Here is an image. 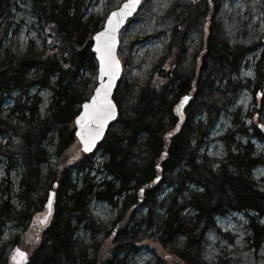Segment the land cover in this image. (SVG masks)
<instances>
[{
	"label": "trees",
	"instance_id": "16d2710c",
	"mask_svg": "<svg viewBox=\"0 0 264 264\" xmlns=\"http://www.w3.org/2000/svg\"><path fill=\"white\" fill-rule=\"evenodd\" d=\"M30 1L41 23L42 48L29 40L21 51L15 37L3 46L11 3L0 0V133L12 131L19 138L15 143L0 144V155L12 162L7 172L16 157L24 167L19 210L11 200L10 180L5 178L0 185V244L7 222L15 221L21 233L7 244L15 250L26 244L29 251L28 258L19 261L17 251L12 256L0 246V264H125V259H118L123 246L120 238L160 243L172 255L167 261L158 257V264H226L229 259L242 264L243 258L231 253L220 262L202 256L209 229L228 236L216 224V216L233 211L256 214L250 216L246 239L248 258L255 263L264 241L260 221L264 218V180L256 179L253 169L264 161L250 142L238 143L234 150L232 132L223 136L227 142L223 158L210 159L201 149L226 107L229 93H234L236 85L230 76L259 48L252 86L258 112L264 109V30L258 33L252 23L254 10L264 15V0H245L246 11L243 16L234 11L235 20L226 17V11L220 15L224 0H143L127 26L143 21L145 33L139 38L159 39L163 49L154 58L145 56L151 67L147 78H134L131 68L138 69L143 59L133 65L129 50L140 40L125 38L123 32L120 35L124 70L114 93L118 116L98 147L106 174L99 182L91 175L95 152L73 158L58 171L49 169L43 177L42 167L49 160L44 143L51 134L56 135L55 153L62 157L76 140L75 119L96 84L92 37L119 0H102L99 12L97 0ZM212 76L227 79L226 87L215 85ZM36 86L52 92L42 114L41 98L31 95ZM14 92L18 94L10 113H17V123L2 115L1 105ZM185 108L196 113L205 108L206 121H193ZM71 166L83 173L80 186L72 177ZM163 183L176 187L167 206L158 200ZM186 184L195 187L189 191ZM92 198L115 206L122 199L112 228L104 235L111 239L105 252L102 242L79 245L75 237L81 225L93 234L101 232L89 209ZM188 208L192 212L184 214ZM143 209L146 214L139 229L130 228V221Z\"/></svg>",
	"mask_w": 264,
	"mask_h": 264
},
{
	"label": "rangeland",
	"instance_id": "374dc122",
	"mask_svg": "<svg viewBox=\"0 0 264 264\" xmlns=\"http://www.w3.org/2000/svg\"><path fill=\"white\" fill-rule=\"evenodd\" d=\"M122 1L123 0H119L118 4ZM223 2V5L220 7V15L226 11L225 16L231 18V20L236 19V14H233L234 11H238V13L241 14L239 16H243L242 14L246 11L244 4L245 0H224ZM10 3V16L7 25L8 30L6 39L3 41V46H6L9 43L11 37H15L21 51H25L29 40H33L40 48H42L41 23L33 11L31 1L10 0ZM95 8L98 12L102 10V0L95 1ZM248 14L251 16L252 12ZM1 20L2 17H0V21ZM252 23L258 33L263 32L264 15L254 10ZM144 33V22L136 20L128 24L127 28L123 31V36L125 38L135 39L139 38V36ZM231 37H235V31L231 33ZM139 40V42L136 41L132 44L131 49L129 50V55L130 58L133 59V65L140 59H143V61L138 69L131 68L130 75L134 78H147V73L151 70V67L149 60L145 56H150L149 58L156 57V55L162 51L163 43L161 40L155 38H149L147 40H141V38H139ZM261 50L262 48H259L249 53L245 61L241 64L240 69L230 76L231 81L236 85L234 93H229L226 107L221 110L219 116L215 119L212 129L209 132V135L205 138L204 146L201 149V152L205 153L210 159L217 161L226 155L227 142L223 136L227 132H232L235 134L233 138L234 142L232 144L234 150H236L239 144L250 142L254 146L255 154L261 157L262 161H264V134H261L262 129H264V127H262L264 126V109L258 112L259 105L254 99L252 86V82L255 79L256 63L260 57ZM211 81H215V85H221L225 88L228 80L221 76H219V78L212 76ZM17 94V92H14L11 95V98L3 100L1 103L2 115L12 123L19 122L17 113L12 115L10 113V109L14 104L13 97L17 96ZM33 94H37L41 98L39 110L42 114L51 101L52 92L49 88L36 86L31 90V95ZM186 108L188 107L186 106ZM185 114L186 116L192 115L193 121L202 120L205 122L207 119V110L205 108H203L200 113L186 111ZM254 123L258 125L256 126L257 128ZM18 140V136L12 131L5 134L0 133V144L8 142L15 143ZM56 143L57 137L54 134H51L44 143L45 148L49 152V160L42 167L43 177H45L49 169L58 171L61 166L68 163V161H71L73 158H81L84 154L80 142L76 139L63 156L58 157L55 153ZM94 161L95 164L91 175L94 177V181L99 182L106 176L101 167L104 161V155L101 150L95 152ZM11 163L12 162L9 159L0 155V185L2 186V180L5 178L10 180L9 189L11 200L16 210H19L22 206L18 197L19 181L24 167L20 158L16 157L15 161H13V167L7 172ZM66 166L69 165L66 164ZM71 173L74 181L80 186L82 184L81 177L83 173L78 172L72 166ZM253 175L256 179L264 180V163L255 166L253 169ZM162 185L158 200L160 199V202L163 200L162 202L166 203L162 204V206H167L170 201L168 199H171L175 192L174 188L176 187L167 183H163ZM186 185L185 186L189 191L195 187L192 184ZM187 194V192H184V195L187 196ZM119 202V206H115L95 198L90 200L89 209L97 225H99L98 227H100L99 229H101V232L93 234L91 230L86 229V227L81 225L75 235L79 240V245H90L97 240L103 243L104 252L109 249L111 246V239L104 235L112 228V223L119 213L122 206V199ZM141 211H137L135 217L130 221V228L139 229L141 226L139 223L146 214V210L143 209ZM191 212L192 210L188 208L185 210L184 214ZM253 215L256 214L254 212L245 213L233 211L223 216H216V224L228 236H224L214 229H209L206 233L207 244L202 254L203 258L209 262H220L219 260H226L228 254L231 253V255H234V258L242 257V264H264V241L257 250L255 263L250 257L248 258L246 251L248 247L246 239L250 235V216ZM260 221L264 223V218H261ZM21 230V227L15 221L7 222L4 228V234L0 246L4 245L6 247V252L10 253L12 256L15 254L16 250L7 244V241L12 239L16 234L21 233ZM119 242H122L123 246L119 250L120 254L118 259H125V264H158V257H163L164 260L167 261L168 258H171L170 255H172L162 247L160 243L151 239L134 240L132 238H120ZM169 246L170 244L168 247ZM18 249L26 251L27 253L29 252L26 244H20ZM226 264H234V262L232 259H229L226 261Z\"/></svg>",
	"mask_w": 264,
	"mask_h": 264
},
{
	"label": "snow or ice",
	"instance_id": "6c2138e0",
	"mask_svg": "<svg viewBox=\"0 0 264 264\" xmlns=\"http://www.w3.org/2000/svg\"><path fill=\"white\" fill-rule=\"evenodd\" d=\"M134 3H138V0H129V3H126L124 8L127 9L130 7V4ZM118 14L119 13H112V16H117ZM111 22L112 20L110 17L109 23L111 24ZM96 39L98 41L96 51L100 54L102 62L101 73L114 76L118 62L115 61L111 54L113 38L109 36L107 31H105L97 33ZM110 87L111 82L102 87H98L96 89V95L92 97L91 101L86 102L83 105L85 111L76 118V123L82 129L77 132V136L80 137L84 146L83 150L86 152L89 151L95 141L100 138L106 122L113 118L115 106L112 104L111 100L108 99V91ZM187 99L188 97H184V101H187ZM169 135H171V133H169ZM157 179H159V177H157ZM141 191L143 192V189H141ZM16 251L21 258L26 257L24 252H21L19 249Z\"/></svg>",
	"mask_w": 264,
	"mask_h": 264
},
{
	"label": "water",
	"instance_id": "95a60500",
	"mask_svg": "<svg viewBox=\"0 0 264 264\" xmlns=\"http://www.w3.org/2000/svg\"><path fill=\"white\" fill-rule=\"evenodd\" d=\"M142 1L143 0H138V3L130 4V7L127 8V9L124 8V5L126 3H129V0L122 1L116 8H114L112 11H110V13L108 14L107 18L104 21L103 26L98 31H96L95 34L92 37L93 44H92L91 50H92V52H93V54L95 56V59H96L97 65H98V69H97V83H96V85L94 86V88L92 90L91 96L88 98V100H86L85 102L82 103V105L80 107V112L77 115V117L80 116L81 113H83L85 111L84 108H83V105L86 102L91 101L92 97L94 95H96V89L98 87H102L103 85L108 84L109 82H111V87H110V89L108 91V99L111 100L112 104L115 106V109H114L113 118L106 122V124L104 126V129H103L102 135L100 136L99 139H97L95 141V143L90 147V150L87 151V152L83 150V148H84L83 143L81 142L80 137L77 136V132L81 131L82 129L76 123V119H75L76 138L80 142L81 149L83 150V152L85 154L93 153V152H95L98 149V146L100 145L101 141L105 137V134H106L107 130L109 129L110 125L117 119L118 109H117V106H116V103L114 101L113 96H114V93L116 91V88H117V86L119 84V81H120L122 73H123V64H122V61H121V59L119 57L120 34H121L122 30L124 29V27L126 26L127 21L130 20L135 15V13L137 12V10L139 9V7L142 4ZM112 13H119V14L117 16H112ZM110 17H111V20H112L111 24L109 23V18ZM105 31H107L109 36L113 38L111 54H112V57H114L115 61L118 62L117 70L115 71L114 76H109V75H105V74L101 73V63L102 62H101L100 54L96 51V48H97V45H98V41L96 39V35H97V33L105 32ZM55 186H56V184H55ZM54 194H55V191L53 189V190H51L49 198H48V210L51 209V205H52V202H53V199H54ZM50 200H51V203H50ZM21 252H24L26 254V256H27L26 251H21ZM21 259H24V258H21Z\"/></svg>",
	"mask_w": 264,
	"mask_h": 264
},
{
	"label": "bare ground",
	"instance_id": "6f19581e",
	"mask_svg": "<svg viewBox=\"0 0 264 264\" xmlns=\"http://www.w3.org/2000/svg\"><path fill=\"white\" fill-rule=\"evenodd\" d=\"M29 94V93H28Z\"/></svg>",
	"mask_w": 264,
	"mask_h": 264
}]
</instances>
